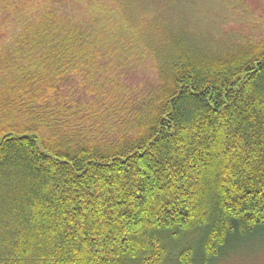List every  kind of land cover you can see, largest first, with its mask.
I'll use <instances>...</instances> for the list:
<instances>
[{"label":"trees","instance_id":"obj_1","mask_svg":"<svg viewBox=\"0 0 264 264\" xmlns=\"http://www.w3.org/2000/svg\"><path fill=\"white\" fill-rule=\"evenodd\" d=\"M122 1L44 8L0 48V264H211L264 233V32L209 47L160 0L135 32ZM108 54L150 56L149 92L104 101Z\"/></svg>","mask_w":264,"mask_h":264},{"label":"rangeland","instance_id":"obj_2","mask_svg":"<svg viewBox=\"0 0 264 264\" xmlns=\"http://www.w3.org/2000/svg\"><path fill=\"white\" fill-rule=\"evenodd\" d=\"M136 1H122L125 8L122 7V3L120 5L116 2L117 10L128 15L133 23L132 31L135 32L143 29L145 23L150 22L147 19H153L152 16L156 14V11H153L154 2L141 10L139 6L134 7L137 4ZM180 1L160 0L159 5L163 8L158 14L164 15L168 24L194 35L193 38L200 41L205 40L203 42L209 44V47L226 48L229 47L228 44L233 38L243 41L247 38L259 37L264 32V0H187L182 2V5ZM76 4L77 0H0V48L13 38V35L24 23H27L28 19L38 17L44 8L53 7L63 12L68 7H74L77 8V16L80 17V14L83 16L84 5H88V0H78V6ZM5 6L8 9H5ZM105 17L106 24L102 25L106 26L103 30L108 34L109 28L113 25L111 21L115 18L111 15H105ZM95 26L96 30H102L98 21ZM127 47L124 46L125 49ZM97 61L105 66L104 69H96V71L102 72V97L106 102L110 97L109 90L116 89V81L120 82L123 87L118 94L127 95L129 100L147 94L152 83L155 82L156 71L150 56L142 61L130 63L129 70L121 67L114 57H110V54L104 58L99 57ZM90 92L91 94H87L86 99L88 103L97 106L99 102L97 103L92 97L96 93H93V90ZM116 123L118 124L117 121ZM101 129L104 130V127ZM211 264H264V233L232 243L224 255Z\"/></svg>","mask_w":264,"mask_h":264}]
</instances>
